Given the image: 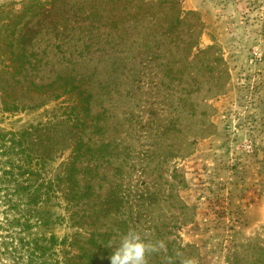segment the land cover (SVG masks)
Listing matches in <instances>:
<instances>
[{"label": "rangeland", "instance_id": "obj_1", "mask_svg": "<svg viewBox=\"0 0 264 264\" xmlns=\"http://www.w3.org/2000/svg\"><path fill=\"white\" fill-rule=\"evenodd\" d=\"M27 1L0 0L2 15ZM48 7L18 24L16 37L32 28L14 45L23 65L0 41V121L48 128L51 179L78 135L89 149L78 205H46L54 264H110L129 229L164 241L175 264H264V0Z\"/></svg>", "mask_w": 264, "mask_h": 264}, {"label": "trees", "instance_id": "obj_2", "mask_svg": "<svg viewBox=\"0 0 264 264\" xmlns=\"http://www.w3.org/2000/svg\"><path fill=\"white\" fill-rule=\"evenodd\" d=\"M53 1L28 0L21 11H8L5 16L2 15L5 9L0 8V41L2 43L3 40V44L9 49L10 58L14 56L12 62L24 64L25 53L16 52L15 46L18 47L21 39L32 29L26 28L23 34L16 37L19 22L27 15H37V8L50 12L48 4L52 6ZM152 5L153 3L149 4L150 7ZM1 19L4 21L1 22ZM64 25L62 23L58 27L64 28ZM3 56H7L6 51ZM70 91L79 96L81 101H87L88 95L76 85L72 84ZM76 108H72L73 115L76 116L75 120H80ZM1 124L0 121V261L7 258L11 264H54L59 241L55 233H46L51 223L46 205L50 201L61 199L68 201V208L78 205L77 201L84 194L78 189L77 162L89 149L83 151L85 143L81 135H78L71 152L72 159L63 163L61 175L51 179L46 172L47 162L50 160L48 146H53L45 142L50 139L46 135L48 128H7ZM77 126L83 124L78 123ZM55 144H59L58 139Z\"/></svg>", "mask_w": 264, "mask_h": 264}, {"label": "clouds", "instance_id": "obj_3", "mask_svg": "<svg viewBox=\"0 0 264 264\" xmlns=\"http://www.w3.org/2000/svg\"><path fill=\"white\" fill-rule=\"evenodd\" d=\"M166 251L164 241L146 242L138 231L129 229L119 239L118 245L110 255L109 260L110 264H150L151 257L154 254L165 253V264H175L174 259L166 255ZM179 256L180 254L177 253V258ZM180 264H194V261L180 259Z\"/></svg>", "mask_w": 264, "mask_h": 264}]
</instances>
